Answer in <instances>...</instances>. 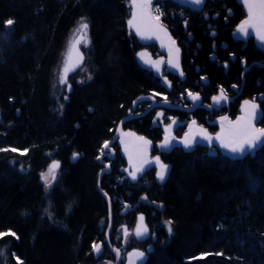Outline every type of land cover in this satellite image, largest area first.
I'll list each match as a JSON object with an SVG mask.
<instances>
[{
  "label": "trees",
  "instance_id": "16d2710c",
  "mask_svg": "<svg viewBox=\"0 0 264 264\" xmlns=\"http://www.w3.org/2000/svg\"><path fill=\"white\" fill-rule=\"evenodd\" d=\"M162 6L183 47L185 79L170 77L171 91L137 65V44L126 29L125 0H0V149L17 150L0 151V231L11 230L19 237L0 239L9 264H16L12 257L24 264H93L92 244L104 239L109 213L116 219L119 202L133 204L143 192L163 204V215L172 222L171 233L163 230L144 264H264V145L236 160L207 155L201 148L190 154L173 149L164 156L171 164L168 178L157 184L147 175L145 190L141 182L131 185L123 178L118 153L110 172L98 181L102 144L139 96L157 93L183 104L184 93L198 90L206 76L207 101L218 86L240 84L239 57L248 62L264 58L250 43L240 50L226 27L217 46L227 42L228 47H217V62L229 54L236 61L224 74L220 64L209 61L212 41L202 18L188 17V42L182 21L168 19L176 7L169 2ZM235 8L230 25L241 15ZM8 19L15 22L10 29L5 28ZM82 20L89 25L96 74L74 88L58 109L51 98L53 73L70 33ZM257 69L244 74L242 96L261 90L255 86L261 73ZM171 114L185 118L184 112ZM195 114L201 122L208 116L203 110ZM153 117L150 112L123 126L157 141L162 131L152 124ZM73 153H79L75 160ZM51 159L60 168L45 192L40 176ZM98 189L107 194L110 210Z\"/></svg>",
  "mask_w": 264,
  "mask_h": 264
},
{
  "label": "flooded vegetation",
  "instance_id": "af4514ba",
  "mask_svg": "<svg viewBox=\"0 0 264 264\" xmlns=\"http://www.w3.org/2000/svg\"><path fill=\"white\" fill-rule=\"evenodd\" d=\"M169 2L173 4L175 8V12H171L168 15V19L173 22L174 18L176 17L178 20H181V27L183 29V33L185 34L187 32V24H188V17L190 14L198 15L199 17L202 18V21L205 22V28L208 32V37L211 39V48L210 51L212 52L209 55V61L211 62H216V65L220 64L223 68L224 74L228 72L229 65L231 63H234L236 61V57L234 54H229L226 60H223L222 58L217 62V56L215 55L217 51V47L219 46V49L221 50H226L228 47L227 42H220L219 45L217 46V38L222 29L228 27V37L231 40V42L239 44V49L243 50L248 46L250 43L251 46L260 52L261 54L264 55V45H261L260 42L257 40V38L253 35H251L249 38L244 39L243 37L239 36L236 33V28L237 26L245 19V12L242 7V5L237 2V0H232L230 3V0H205V3L201 5L200 7H197L195 5H192L191 3L189 5H179L176 2H173L171 0H160V1H155L153 4H158L161 9L162 5L164 3ZM219 4L215 5L214 8H210V4ZM235 6L239 7L240 10V16L232 21V24L230 25V22L232 19H234L235 15ZM163 10V9H162ZM165 18L163 16L162 21L159 20V23L166 29L168 32V36L171 38V41H175V47L179 48V64H180V71H182V60H183V47L182 42L180 38L176 37L174 31L172 30L171 23L169 24L165 21ZM127 30L130 32L131 36L134 38L136 44H137V50L134 53L136 63L137 65L144 71L150 73L153 77L160 79L163 81L164 84H166V89L167 91H171V82H170V77H177V79L182 82L185 79V75L183 73V76L180 75V71H174L173 67H171L168 63L170 55H169V50L171 47L168 49L165 48V50H161L158 48V45L152 41L150 42H141L140 39L137 38V36L134 34V32L130 29L127 28ZM186 40L190 42L192 40V34L191 33H186ZM199 44L196 45L197 49L199 48ZM139 53H146L145 59L148 60V63H145L143 60L140 59ZM195 54V52H193ZM140 61V63L138 62ZM157 61H161V63L158 65L160 68V71L157 72L155 68L151 67L150 65L152 63H155ZM225 64L228 66L225 67ZM145 67H143V66ZM239 65L241 67V82L240 84H233L236 85V87H233L231 85L228 89L223 88L221 86L217 87L216 93L210 95L207 101L204 99V90L203 87H206L209 85V79L206 76H203L204 79L200 80V87H198V90L196 91H186L184 93V101L183 104H175L171 103L168 99V103L171 106H179V107H184V108H191V112H184L185 113V118L184 119H179L177 116H173L171 114L172 110L166 109L164 107H154L152 105L156 103H161L164 102V99L162 97L164 96H159L156 95L153 97V94L145 95V96H139L135 100V105L132 104L131 111L127 113V116L134 115L133 112L136 111L135 114L137 116H134L128 120H133L135 118L142 117L150 112L154 113V117L152 119V124L154 125V122L156 119H162L164 117L170 119L167 122V125L172 124V121L175 120L176 123L172 125L171 128V133L170 135L172 137H175V140L178 139H183L186 133H188L189 130V123L192 121L196 122V127L198 128H203L211 137H214L220 129L221 121L223 117H227V120H225L226 123L231 124V123H237L239 118H241V113L239 112V109L241 107V104L243 101H249V102H255L257 105L258 110H260L261 114H264V58L261 60H254V61H247L244 58L239 57ZM252 67H256L261 70L260 75L257 76V80L255 81V86L257 88H261V92L257 91L256 94L251 93L249 96H242V88L244 84V74L248 72ZM257 69V70H258ZM170 75V76H169ZM202 78V77H201ZM165 80L168 81V83H165ZM263 85V89L261 87ZM72 86V85H71ZM223 88L225 93L228 96L227 102H221L219 105H214L213 104V96H217L220 94V89ZM73 90V88H72ZM72 92V91H71ZM188 92H192L194 95H199L200 100L197 101L195 104L191 103L193 102L191 100L188 101L185 99L188 96ZM205 94V93H204ZM188 99L190 97L188 96ZM232 107H234V111H232ZM198 110H203L207 112L208 116L207 119L201 122L199 118L196 116L195 112ZM173 111H179V110H173ZM162 112L163 115L158 117L157 113ZM183 112V111H179ZM126 116V117H127ZM124 121L122 124V133L127 134V133H134L137 136L140 137H145L150 141L151 148L148 152V163H147V168L143 170L141 173V176L137 178L136 181L131 180V176L129 173L133 170L132 167H128L127 169V161L126 158L123 155L121 146L118 144V138L111 144H109V148L104 149V152L107 153V155H100L102 157L103 161L105 162V165H102L99 163L101 166V169L99 173L102 171V174H108L111 170V161H113L116 157V155L119 153L120 156L122 157V162L123 166L119 168V171L123 174V178H125L128 183L131 185H136L138 183H142L144 179L146 178L147 175L152 174L154 181L157 184H163L165 180L168 178L170 171H171V164L165 161L164 156L168 155L173 149H180L183 153L190 154L194 152L196 149L201 148L205 151L207 155H220L226 159L229 160H236L239 158L235 159H230L226 156H223L220 154V152L216 149L214 144H201V143H195L192 146V149L189 152H186L183 150L181 147L172 145L169 150L162 149L159 145L162 143L163 137L166 135L165 133V127L161 128V135L159 140L157 141H152L148 137L140 135L136 133L133 130H128L124 128ZM253 126L257 129L259 128H264V115L260 116V118L257 121L252 122ZM119 123L116 125L114 128L112 137L108 140L111 141L113 137L116 134L117 128H118ZM196 128L194 126L192 127L191 134H195ZM102 149V148H101ZM249 154L246 153L243 156H247ZM241 156V157H243ZM159 157L160 161L163 164H166L169 166L168 171H167V177L161 181L157 178V165L155 164V159ZM240 157V158H241ZM75 160V159H72ZM101 178V177H100ZM146 197V199H145ZM161 204V206H159ZM122 207H124V210L121 211L119 209V212L117 213L116 219H113L112 216L108 218V225L107 229L105 231L104 239L101 241H98L96 243L101 244L102 250L99 254H96L97 256L95 257L93 254L92 250V258L94 260L93 264H125L126 261V254L131 251V250H138L143 253H145L148 256L151 254L153 249L155 248L156 245L159 244L160 239L163 234L164 229H168L170 225L167 223V220L165 219V216L163 215L164 211V206L161 202L149 199L148 195L146 193H142L138 196L136 199V202L133 204H129L126 202H121ZM111 208V206H110ZM144 217V223L147 225L149 229V233L142 237V238H137L135 236V229L138 224V219L140 216ZM133 221V222H132ZM134 224V231H133V239L130 243V245L126 246L123 248L119 242L115 243V236L112 234V238H109L108 234L112 226L114 228L120 226V225H127V224ZM112 239V241L110 240ZM115 249H118L120 251V258L118 259L116 256V252L114 251ZM115 254V255H114ZM146 258V260H147ZM145 260V262H146ZM144 262V263H145Z\"/></svg>",
  "mask_w": 264,
  "mask_h": 264
},
{
  "label": "snow or ice",
  "instance_id": "6c2138e0",
  "mask_svg": "<svg viewBox=\"0 0 264 264\" xmlns=\"http://www.w3.org/2000/svg\"><path fill=\"white\" fill-rule=\"evenodd\" d=\"M187 2L191 3L192 5H195L197 7H200L205 3V0H187ZM243 3L247 9V19H245L236 29V33L239 36L243 37L244 39H247L251 36L252 32L255 33L257 40L260 42L261 45H264V0H243ZM153 0H131V8H132V18L128 21L129 28H132L135 30L136 35L140 36L141 39L145 38H151V35H146V31L143 28V23L145 20L149 22V30L151 34H157V38H159V33H163L165 36H167V32L164 30L163 26L158 23L160 20V16L163 15V12L161 11V8L159 6L155 7L154 11L158 13V15L153 16L152 15V8ZM155 20L157 23L152 24L151 21ZM13 19H8L5 22V28L10 29L12 25H14ZM88 28L89 25L84 22L83 20L79 23L78 27L76 28L74 32V36L76 39L70 43L69 50H68V57L65 59L64 66L62 70L59 73V83L61 85H67L68 88H71V85L68 84V73L70 71H74L76 67H79V64L83 62L84 56L81 52H79L78 45L83 43L84 47H88L90 41L88 39ZM249 29L252 31L250 32ZM169 40L171 38L169 37ZM172 48L169 50V65L178 71H180V64H179V48L175 47V41H171ZM73 51H76L77 56V62L75 65H71L69 61L71 60V54ZM174 53V55H173ZM140 59L143 60L145 63H148V60L145 59L146 53H139L138 54ZM161 61H157L155 63H152L150 66L155 68L157 72L160 71L159 64ZM228 65L225 64V67ZM180 75L183 76V72L180 71ZM91 79V77H89ZM201 79H204L202 77ZM165 83H168L167 80H165ZM233 87H236V85H233ZM157 93H153V97H155ZM188 96L195 104L197 101L200 100L199 95H194L192 92H188ZM68 97H64V99H67ZM164 102L167 104L168 100L167 97H164ZM214 105H219L221 102H227L228 96L225 93L224 89H220V94L217 96H213L212 98ZM135 101L133 104L135 105ZM63 107V105H61ZM246 115L245 117H242L241 119L245 121V125L243 128L240 127V123L237 122L236 126H233V130L229 133V136L226 138L224 135V128H223V122L227 120V117H223L221 124H222V130L221 134H218L215 137V140L219 141L220 146L222 148L227 149V151L233 156H243L246 151H251L254 148H256L259 144L264 143V128H255L252 124V122L259 118L260 116L264 115L257 112V105L255 102H244V108ZM131 111V110H130ZM163 113L159 112L157 113V116H162ZM176 121L173 120L172 124L165 127V137L163 142L159 145L162 149H168L172 147V141L175 140V137H172L170 135L172 125L175 124ZM196 122L192 121L191 124H189V133L185 134V137L179 141V143H182L185 148L192 147L195 137L191 135V130L193 125H195ZM198 135H200L201 139L207 140L210 144L213 140V137H211L203 128L198 129ZM123 135V134H122ZM138 140H140L143 145H148L149 141L145 140L143 137H138ZM123 143V139L121 140ZM109 148L108 142H105L103 145V148L101 149V155H107V153L104 152V149ZM17 151L15 148L13 149H0V151ZM27 150H25L26 152ZM24 154V153H21ZM79 156V153H73L72 159H77ZM97 159H100V157H97ZM131 161V157H130ZM147 160H144V163H146ZM155 164L157 165L158 171L156 173L157 178L161 181H163L166 177L168 166L166 164H163L159 157L155 159ZM60 168L59 161H53L49 167L47 172L41 173V180L44 181L45 187L51 186V181L56 180V172ZM143 168V163L133 168V170L129 173L131 178L133 180L137 179V173L140 172ZM127 171V170H126ZM107 195V194H106ZM146 199V197H145ZM169 225H171V221L167 222ZM172 229L169 227V233H171ZM149 233V229L147 225L144 223V217L141 215L138 219V224L135 229V236L137 238H142L146 236ZM6 236H13L16 239H19V237L16 235L15 232L8 230V231H0V239H3ZM124 236H128V232L125 229L124 230ZM92 250L99 254L102 250L101 244L93 243L92 244ZM117 258H120V251L118 249H115ZM2 254V252H0ZM136 257L139 259H142L144 257L143 252H134L128 254L129 264H133L132 258ZM17 264H24V262L17 257Z\"/></svg>",
  "mask_w": 264,
  "mask_h": 264
},
{
  "label": "water",
  "instance_id": "95a60500",
  "mask_svg": "<svg viewBox=\"0 0 264 264\" xmlns=\"http://www.w3.org/2000/svg\"><path fill=\"white\" fill-rule=\"evenodd\" d=\"M155 1H160V0H153V2H155ZM171 1L176 2V3H178L179 5H189V4H190L189 2H187V0H171ZM237 2H239V3L242 5V7H243V9H244V12H245V16H246L245 19H247V9H246V7H245V5H244V3H243V0H237ZM128 8H129V16H128V19H127V22H126V26H127L128 29L132 30V31L134 32V34L136 35L135 30L132 29V28H129V25H128V21L132 18V15H131V12H132L131 5L128 6ZM245 19H244V20H245ZM244 20H243V21H244ZM243 21H242V22H243ZM242 22H241V23H242ZM151 23H152V24H155V23H157V21L152 20ZM158 23H159V22H158ZM241 23H240V24H241ZM240 24H239V25H240ZM148 25H149V22H148L147 20H145L144 23H143V28H144V30L146 31V35H151V38L141 39L140 36L136 35L137 38L140 39L141 42H150V41H152V42L156 43V44L158 45V48H160L162 51L165 50V48H166V49H168L169 47L172 48V44H171V40H169L168 32L166 31V29H165L164 27H163V28H164V30L167 32V36H165L163 33H159V34H158V35H159V38H157V34H151V33H150V30H149ZM239 25H238V26H239ZM238 26H237V27H238ZM77 27H78V26H77ZM77 27H76V28H77ZM76 28H75V29L72 31V33L70 34V36H69V38H68V40H67V43H66L65 50H64L63 55H62V59H61V62H60V67H59V70H58V83H59V73H60V71L62 70V68H63V66H64L65 59L68 57V50H69L70 43L76 39V37L73 35L74 32H75V30H76ZM236 29H237V28H236ZM249 31L251 32L252 30L249 29ZM251 35H253V36L256 37V35H255L254 32H252ZM88 39H89V31H88ZM89 41H90V39H89ZM88 46H89V45H88ZM85 48H87V47H84L83 43H81L80 45H78L79 52H81V53L83 54L84 59H83V62L79 64V67H76L74 71H70V72L68 73V77H67L68 84H70V82H69V78H70L71 76L75 75V74H76V73H77V72L83 67V65H84V63H85V54H84V51H83ZM173 55H174V53H173ZM76 62H77L76 51H73L72 54H71V60L69 61L70 66H71V65H75ZM138 62L140 63L139 60H138ZM142 66H143V65H142ZM143 67H145V66H143ZM173 70H174V71H177V69H175V68H173ZM59 84H60V83H59ZM70 85H71V84H70ZM60 86H63V87H64V90H65L66 94H70V93H71V91H72V86H71L70 89L68 88L67 85H61V84H60ZM185 99H187L188 101L191 102V99H188V96H187ZM244 102H245V101L242 102L241 107H240V109H239V112L241 113V118H242V117H245V115H246L245 111L243 110V108H244ZM191 103H193V102H191ZM152 106H154V107H164V108L169 109V110H172V111H173V110H179V111H183V112H191V110H192L191 108H184V107H179V106H171L169 103L166 104L165 102L156 103V104H154V105H152ZM257 112H258V113H261L260 110H258V108H257ZM131 116L134 117L133 115H131ZM131 116H127V117H125L124 119H122V120L119 122V125H118V128H117V131H116L115 136L113 137V139H112L111 141H109V142L106 141V142H108V144H111V143H113V142L118 138V141H117V142H118V144L121 146V149H122L123 155H124V157L126 158V161H127V169H126V170H128V167H132V168H134V167L140 165L141 163H143V168H142V170H141L140 172L137 173V178H138V177L141 176V174H142L141 172L147 168V163H148V162L144 163V160L146 159V160L148 161V152H149V150H150V148H151V144H150V141H149L147 138H145V137H143V138H144L145 140L149 141V144L146 145V146L143 145V143H142L140 140L137 139V138L140 137V136H137V135H135L134 133H127V134H123V133H122V124H123V122L126 121L127 119L131 118ZM241 118H239L238 122L240 123V127L243 128V126L245 125V121L242 120ZM259 118H260V117H259ZM259 118L255 119L254 121H257ZM191 123H192V122H190L189 124H191ZM236 125H237V123H231V124H228V123H226L225 121L223 122L224 135H225L226 138L229 136V133L233 130V126H236ZM193 126H194V128H196V130L194 131L195 134H194V133L191 134L192 136L195 137V141H194L193 145H194L195 143L209 144V142H208L207 140L201 139L200 135L197 134L199 128L196 127V125H193ZM221 130H222V125L220 126L219 132L213 137V140H212L211 144L213 143L214 146L216 147V149H217V150L220 152V154L223 155V156H226V157H228V158H230V159L240 158L241 156H233V154L229 153V152L227 151V149L222 148V147L220 146L219 141L215 140V137H216L218 134H221ZM188 133H189V132H188ZM122 134H123V135H122ZM164 137H165V136H164ZM164 137H163V140H164ZM184 137H185V136H184ZM184 137H183V138H184ZM122 139H123V141H124L123 143L121 142ZM163 140H162V142H163ZM180 140H182V139L173 140V141H172V145L179 146V147H181L183 150H185L186 152H189V151L192 149V147H190V148H185V147L183 146L182 143H179ZM104 144H105V142L102 144V148H103V145H104ZM193 145H192V146H193ZM263 145H264V143L259 144V145H258L256 148H254L253 150H251V151H246V152L244 153V155H245L246 153H248V152H249L250 156L254 155V154H255V153H256V152H257V151H258ZM169 149H170V148H168V149H166V150H169ZM99 157H101V156H99ZM130 157H131V161H130ZM98 161L100 162V164L105 165V163H103L100 159H98ZM168 168H169V166H168ZM167 171H168V170H167ZM101 174H102V171H101V172L99 173V175H98V181L100 180ZM166 177H167V174H166ZM166 177H165V178H166ZM131 180H132V181H136L137 179H136V180H133V179L131 178ZM98 190H99V192L104 196L105 201H106V203H107V205H108V209L110 210V200H109L108 196H106V195L104 194V192H102L100 189H98ZM159 206H161V204H159ZM109 217H110V213H109ZM134 252H141V251H138V250H131V251H129V252L126 254V261H125V264H129L128 254H129V253H134ZM93 254H94L95 257L97 256V255H96L97 253H95L94 251H93ZM146 258H147V255H146L145 253H144V257H143L142 259H139V258L133 257V258H132V260H133V264H144Z\"/></svg>",
  "mask_w": 264,
  "mask_h": 264
},
{
  "label": "rangeland",
  "instance_id": "374dc122",
  "mask_svg": "<svg viewBox=\"0 0 264 264\" xmlns=\"http://www.w3.org/2000/svg\"><path fill=\"white\" fill-rule=\"evenodd\" d=\"M125 4L127 5V6H130L131 5V0H125ZM157 6H159L158 4H153L152 5V8H153V11H152V15L153 16H155V15H158V13H156L155 11H154V9H155V7H157ZM160 7V6H159ZM161 8V7H160ZM161 11L163 12V10L161 9ZM163 16H164V13H163V15H161L160 16V20L162 21V19H163ZM128 19V18H127ZM126 22H127V20H126ZM79 25V24H78ZM77 25V26H78ZM77 26H75V28L77 27ZM74 28V29H75ZM73 29V30H74ZM126 29H127V26H126ZM72 30V31H73ZM72 33V32H71ZM70 33V34H71ZM127 33L130 35V32L129 31H127ZM128 35V36H129ZM70 36V35H69ZM69 38V37H68ZM68 40V39H67ZM66 43H67V41H66ZM66 43H65V46H64V49H63V51H62V53H61V57H60V59H59V63L57 64V66H56V70L54 71V73H53V78H52V81H51V98L53 99V101H54V105L56 106V107H58V109L60 108V106L63 104V102H65L66 101V99H64V97H68L69 96V94H66V92H65V90H64V87L63 86H60V84L58 83V70H59V67H60V62H61V59H62V55H63V52H64V50H65V47H66ZM84 54H85V63H84V65H83V67L75 74V75H73V76H71L70 78H69V82H70V84L72 85V88L74 89V88H79V87H81V86H83V85H85V84H87V83H89V82H91L93 79H94V76H95V74H96V69H94V66L92 65V54H91V43H89V46L87 47V48H85L84 50ZM89 77H91V79H89ZM162 98H164V97H162ZM136 113V111L135 112H133V116H137V114H135ZM170 119H168V118H166V117H164V118H162V119H156V121L154 122V126H156V127H160V128H163L164 126H166L167 125V122L169 121ZM110 147V146H109ZM100 153V155H101V151L99 152ZM55 159H51V160H49V162H48V167H49V165L54 161ZM100 160L103 162V163H105L104 161H103V159H102V157H100ZM48 167H47V169L46 170H44L42 173H45V172H47V170H48ZM57 175H58V170H57V172H56V177H57ZM50 179V182H51V185H52V183L54 182V181H56V180H54V181H51V178H49ZM40 180H41V176H40ZM41 183L43 184V187H44V191L45 192H48V189H49V187H45V185H44V181H42L41 180ZM139 187H140V189H143V190H145V189H147V184H146V182L145 181H142V183H140V185H139ZM114 201V200H113ZM119 209L121 210V211H123L124 210V207H122V205H121V202H119ZM133 222V221H132ZM127 230V232H128V236L127 237H125L124 236V230ZM133 231H134V224L132 223V224H127V225H120V226H118V227H116V228H114L113 226H112V228L110 229V231H109V234H108V236H109V238H112V237H114L115 236V243L116 242H119V244H121V246L123 247V248H125L126 246H128V245H130V243H131V241H132V239H133ZM112 234H113V236H112ZM112 236V237H111ZM111 241H112V239H110ZM0 252H2V254H0V264H9L8 263V258H7V255H6V253H5V248L3 249V250H1ZM116 252V251H115ZM115 255V254H114ZM117 256V255H116ZM12 261L14 262V263H16L17 264V260H16V257H12Z\"/></svg>",
  "mask_w": 264,
  "mask_h": 264
}]
</instances>
